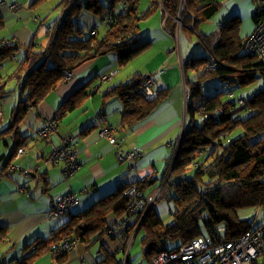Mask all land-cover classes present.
I'll use <instances>...</instances> for the list:
<instances>
[{
  "label": "trees",
  "instance_id": "16d2710c",
  "mask_svg": "<svg viewBox=\"0 0 264 264\" xmlns=\"http://www.w3.org/2000/svg\"><path fill=\"white\" fill-rule=\"evenodd\" d=\"M48 1L50 0H34L32 8ZM261 1L252 0L256 6V26L262 19L258 13ZM119 4L124 6L115 14V20L102 25L108 13ZM139 5L140 0H59L55 9L61 10V17L50 25L47 22L49 16L43 20L49 26L44 50L35 52L37 42L34 40L24 48L1 49L0 60L13 59L12 49L24 51V58L18 64L16 73L19 74V90H29V96L25 102L20 103L18 116L8 130L11 134L29 106L37 107L43 102L63 81H67V73L74 74L85 63L111 54L117 56L118 65L123 67L144 53L149 48L150 41H141L140 24L154 15L156 10L162 11L166 30L177 34L179 29L190 36L196 48L194 51L197 50L198 53L186 60L183 66L185 72L194 70L197 79L192 83L186 79L189 86L188 124L177 154L169 160L165 174L168 181L163 185L161 195V199L174 201V222L165 224L154 206L139 229H136L138 224L128 225L123 231L127 240L124 254L130 240H135L142 232L143 256L147 263L153 264V259L160 252L172 251L201 236L199 217L204 214V225L209 231L215 227H225V236L233 240L253 229V223L240 219L238 212L252 209L264 211V87L254 91L250 97L242 95L238 101L234 93L235 87L243 88L258 77L264 81V57L256 54L246 44L253 33L245 39L240 38V18L222 21L218 30L211 34L201 31V26L209 23L222 8L219 0H161V3L159 0H151V6L145 12L140 11ZM84 12H90L100 19L99 27L106 31L105 36L98 38L99 33L96 37L92 36V30L89 37H82L83 28L79 18ZM37 18L41 22L42 18ZM117 72L118 70H114L107 73L104 79L109 80L110 74L114 73V77ZM212 79H219L224 87L213 95H205L204 83ZM149 80L154 81L153 76L138 74L129 83L118 85L104 95L105 102L113 98L122 102L121 130L132 128L146 120L163 103L165 91H157L156 83L150 86L156 93L154 98H147L143 93V87ZM89 85L90 83L75 92L59 108L58 115L44 120L43 124L56 120L59 129L64 117L87 102L84 92ZM3 95L4 88L0 86V97ZM240 100L245 103L241 105ZM243 109L249 111L245 118L239 115V111ZM99 115L105 124L98 135L105 126H110L115 130L116 136L119 127L108 124L103 112L100 111ZM120 142L122 145L121 140ZM76 144L79 147L77 142ZM0 162L2 163L1 160ZM10 163L6 164L5 169ZM170 171L171 175L168 177ZM188 174L191 176L188 177ZM164 181L165 179L163 183ZM155 183V180L146 179L119 187L89 209L71 215L49 237L27 246V250L34 248L30 255L5 264H37L48 254L52 255L53 264L66 263L67 256H62L53 249L55 243L69 237L79 240V245L93 247L101 235L109 232L108 216L118 218L119 225L127 220L129 199L124 195L125 190L136 185L144 194ZM8 233V227L0 226V245L7 239ZM169 243H173V247H169ZM99 264L123 262L116 255L107 254ZM127 264H131L130 257Z\"/></svg>",
  "mask_w": 264,
  "mask_h": 264
},
{
  "label": "crops",
  "instance_id": "0c3cea01",
  "mask_svg": "<svg viewBox=\"0 0 264 264\" xmlns=\"http://www.w3.org/2000/svg\"><path fill=\"white\" fill-rule=\"evenodd\" d=\"M5 1L6 4L0 7L2 25L0 50L9 47L24 48L36 40L35 52H42L47 43L46 32L49 30V26L43 22L47 16L38 14L37 9L32 8L34 0L27 5H24L27 3L26 0ZM219 1L222 3V8L213 18L216 27L226 19L240 18V38L245 39L251 35L256 26V6L252 0ZM14 3L20 5L19 11L10 9V5ZM122 6L124 4H119L116 9H123ZM37 16L42 18L41 22L36 20ZM59 17L61 14L55 21ZM163 17L161 11L163 20L162 23L160 21L161 25H164ZM80 18L83 20L80 23L81 28H87L89 32L97 28L99 36L100 33L102 37L106 35V31L99 27L100 19L95 15L84 12ZM214 23L204 28L201 26V31L205 34L216 32L218 29L214 31L212 28ZM142 27L144 31H147L146 28L154 27V31L144 32V35L149 36L148 41H150V46L144 53L123 67L118 65L117 56L112 54L85 63L74 72L71 79L63 81L37 107L30 105L18 127L11 134L8 130L18 116L20 103L25 102L29 96V90L23 92L19 90L17 81L19 74L16 73L18 64L24 58V51L12 49L13 59L0 60V86L4 88V95L0 99L5 101L0 122V160L2 161L0 163V226L9 228L7 239L0 245V264L30 255L34 248L27 250V246L49 237L67 222L71 215L89 209L123 185L149 179L155 180L156 183L144 195L163 190V185L168 181L165 174L169 160L177 154L188 124L189 86L186 79L188 78L191 83L197 79L194 70L185 72L183 63L197 55L198 51H194L195 45L190 40V36L179 29L177 34L170 33L166 29L164 32L153 22ZM116 69L118 72L114 77L109 80L104 79L107 73ZM138 74L153 76L156 90L165 91V97L163 103L150 117L132 128L121 130L122 102L117 98L105 102L104 95L118 85L129 83ZM88 83L90 85L84 92L87 102L60 121L57 133L58 138L71 136L78 143L81 150L78 159L79 170L69 182L65 180L62 166H42L36 171V167L43 164L45 157L52 150L51 143L38 137V131L44 120L54 118L63 103ZM100 111L104 113L108 124L119 127L116 136L122 141L124 150L138 149L142 152V157L134 166L119 162L115 148L108 141L99 138L98 132L105 124L100 118ZM54 141H57V138ZM21 147H25L28 151L27 154L18 157L17 149ZM8 162L19 166L21 170L34 172L30 177L24 176L20 170L6 175L5 166ZM170 175L171 171L168 177ZM20 188H26L31 193L20 192ZM71 190L78 195L79 205L73 207L70 213L60 220L49 218L56 198L68 194ZM238 216L242 220L250 221L253 227H256L263 222L264 211L244 210L238 212ZM117 221L119 219L115 216H108V227ZM126 243V239L120 240L106 233L100 236L98 243L93 247L88 248L80 244L77 250L67 255L64 264H81L80 258L85 264H99L107 254L116 255L120 262L127 264L131 252L128 248L124 254ZM53 262L52 255L48 254L37 264H53ZM141 264L149 263L144 258Z\"/></svg>",
  "mask_w": 264,
  "mask_h": 264
},
{
  "label": "built area",
  "instance_id": "2783aa9c",
  "mask_svg": "<svg viewBox=\"0 0 264 264\" xmlns=\"http://www.w3.org/2000/svg\"><path fill=\"white\" fill-rule=\"evenodd\" d=\"M161 3V0H159ZM185 2V0H183ZM262 5L258 9L259 15L262 19L259 21L253 34L246 40V44L249 48L254 50L256 54L264 57V0L261 1ZM260 3V4H261ZM5 0H0V7L5 5ZM127 6V5H126ZM117 7H115L107 17L102 21V25L115 20V14L117 13ZM183 8V3L181 5ZM10 9L13 11H19L20 5L14 3L10 5ZM38 19V18H37ZM181 25V22L178 21ZM98 29H94L91 32L92 36H97ZM213 69V65H212ZM111 73L109 78L113 76ZM73 77V73H67L65 79L69 80ZM155 84L154 81L149 80L143 87V93L147 98H154L156 93L150 88ZM239 103L243 105L245 101L240 100ZM5 101L0 99V122L3 117V106ZM114 129L112 127H104L99 133L101 139H106L115 148L120 162H128L131 166H134L136 161L142 156L140 150L126 151L121 145L119 139L114 136ZM58 133V121H49L44 123L40 129L38 136L40 139L50 141L52 137ZM14 137V135L12 136ZM59 144L54 146L53 151L47 157H45L43 163L48 166L56 167L62 166V172L66 181H70L76 172L80 168L79 156L80 150L76 142L69 137L59 138ZM27 149L21 147L17 150V156H23L27 154ZM1 163V162H0ZM37 171L41 169L38 165ZM20 170L24 176L30 177L32 175L31 170H21L19 166L12 163L9 164L6 170V175L11 172ZM20 192L30 194L31 192L26 188H20ZM124 195L129 199L127 207V220L125 219L123 225L118 223L111 225L109 229L110 236H114L117 239L124 240V229L128 225L137 226L136 229L141 227V223L147 216L149 210L155 205V203L161 197V191H155L149 195H144L138 186L132 185L125 190ZM78 195L72 190L63 196H59L56 200L55 206L52 208L49 214V218L53 220H60L68 215L71 209L79 205ZM225 227H215L209 231L208 235H201L196 239L190 240L184 244H181L177 249L172 251L160 252L154 259L153 264H264V220L261 224L253 229L245 232L240 237L230 240L227 236ZM79 247V240H73L71 238H64L58 243L53 245V249L60 255L64 256L72 251L77 250ZM81 264H85L84 260L80 258Z\"/></svg>",
  "mask_w": 264,
  "mask_h": 264
},
{
  "label": "rangeland",
  "instance_id": "374dc122",
  "mask_svg": "<svg viewBox=\"0 0 264 264\" xmlns=\"http://www.w3.org/2000/svg\"><path fill=\"white\" fill-rule=\"evenodd\" d=\"M32 1L33 0H26L27 3H25L24 5L30 4ZM58 3H59V0H50V1H48V2H46L44 4H42V5H38L35 8V9H37L36 11H37L38 14H41V15L43 14L45 16H49V18L47 19L48 22H49L48 25H50L61 14V10L60 9H55L56 5ZM149 6H151V0H140V5H139L140 11H145ZM155 12L156 13L154 15H152L148 19V21L144 22L143 24L142 23L140 24L141 30H143V27H142L143 25L148 24L150 22H153L154 24H156L157 27L159 26V28L162 31L165 32L164 25L160 24V21H161V23L163 22V20L161 19V10L158 9ZM82 21L83 20L81 18H79V23H81ZM214 22H215V19H212L209 23L202 25V28H204L205 26H209L210 24H213ZM216 26L217 25L215 23L212 26L214 31H216L218 29V27H216ZM146 30L147 31H144V30L141 31V41L142 42L149 40V36H147V34L144 35V32L150 33L149 31H154V27H151L149 29L146 28ZM101 35H102V33H100V36H98V38H101L102 37ZM89 36H90L89 30L87 28H85V29L83 28V36L82 37L83 38H87ZM196 42H197V39H196L195 43ZM202 49L205 50V48H202ZM205 52H206V50H205ZM112 55L116 56L115 54H112ZM131 64H135V63H131ZM129 66H131V65H129ZM129 68H132V67H129ZM223 87L224 86H223L222 82L219 79H212L209 82L204 83V93H205V95H213L214 93L217 92V90L223 89ZM262 87H264V81H263V79L261 77H258L251 84H249V85H247V86H245L243 88L235 87L234 88L235 99H236V101H238L237 99L240 98L243 94L246 95V97H250L253 94L254 91H256L257 89L262 88ZM239 115H240V117L245 118V117H247L249 115V111H247L246 109L240 110L239 111ZM55 138H57V141H54ZM59 141L60 140H59L57 134H55L50 141H46V142H49V143L52 144L51 152L53 151L54 146L59 144ZM51 152L47 156H49L51 154ZM126 163H128V162L126 161ZM39 166L42 167V166H48V165H45L43 163L42 165H39ZM56 167H59V166H56ZM31 171L34 172L33 170H31ZM36 171H37V169H36ZM190 176L191 175L188 174V177H190ZM67 182H69V181H67ZM155 210H156L157 214L160 216V218L163 220V222L165 224H170V223L174 222V220L172 218V212L175 210V204H174L173 200H168L166 198L160 199L155 204ZM204 217H205V214L199 217V226H200V229L202 231V236L209 234V230L204 225V220H205ZM142 236H143V234L141 232L136 237V239L133 240V243H132V239L129 242V247H128L129 249L128 250H129V252H131V258H130L131 264H141L143 259H144V256H143L142 251H141V247H142V245H141V237ZM168 246L169 247H173V243L172 244L169 243ZM175 246H177V244ZM68 254H66L65 256H67Z\"/></svg>",
  "mask_w": 264,
  "mask_h": 264
},
{
  "label": "clouds",
  "instance_id": "9594fccd",
  "mask_svg": "<svg viewBox=\"0 0 264 264\" xmlns=\"http://www.w3.org/2000/svg\"><path fill=\"white\" fill-rule=\"evenodd\" d=\"M163 188H164V186H163ZM160 191H161V195H162V191H163V190H160ZM152 193H153V192H152ZM150 194H151V193H150ZM160 199H161V197H160ZM160 199H159V200H160ZM159 200H158V201H159ZM158 201H157V202H158ZM155 204H156V203H155ZM154 206H155V205H154ZM154 206H153V207H154ZM149 211H150V210H149ZM253 228H254V227H253ZM136 233H137V232H136ZM108 234H109V232H108ZM109 235H110V234H109ZM132 241H133V240H132ZM131 244H132V243H131Z\"/></svg>",
  "mask_w": 264,
  "mask_h": 264
}]
</instances>
